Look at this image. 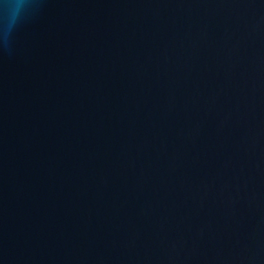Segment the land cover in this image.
Here are the masks:
<instances>
[{
	"label": "water",
	"instance_id": "95a60500",
	"mask_svg": "<svg viewBox=\"0 0 264 264\" xmlns=\"http://www.w3.org/2000/svg\"><path fill=\"white\" fill-rule=\"evenodd\" d=\"M0 264H264V0H0Z\"/></svg>",
	"mask_w": 264,
	"mask_h": 264
},
{
	"label": "clouds",
	"instance_id": "9594fccd",
	"mask_svg": "<svg viewBox=\"0 0 264 264\" xmlns=\"http://www.w3.org/2000/svg\"><path fill=\"white\" fill-rule=\"evenodd\" d=\"M6 4L9 6L12 20L15 21L17 12L19 11L22 4V0H6Z\"/></svg>",
	"mask_w": 264,
	"mask_h": 264
}]
</instances>
